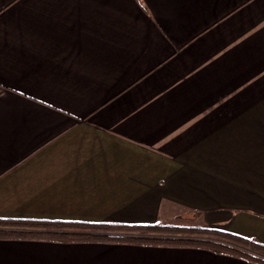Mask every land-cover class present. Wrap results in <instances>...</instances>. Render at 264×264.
I'll return each instance as SVG.
<instances>
[{
    "label": "crops",
    "instance_id": "crops-1",
    "mask_svg": "<svg viewBox=\"0 0 264 264\" xmlns=\"http://www.w3.org/2000/svg\"><path fill=\"white\" fill-rule=\"evenodd\" d=\"M262 124L264 0H0V231L176 225L150 204L101 216L102 199H169L264 244V163L239 157ZM0 264L256 263L0 238Z\"/></svg>",
    "mask_w": 264,
    "mask_h": 264
},
{
    "label": "trees",
    "instance_id": "trees-1",
    "mask_svg": "<svg viewBox=\"0 0 264 264\" xmlns=\"http://www.w3.org/2000/svg\"><path fill=\"white\" fill-rule=\"evenodd\" d=\"M29 231H0V238L59 243L121 244L197 248L264 264V244L234 233L198 226L153 224L37 222ZM31 229V230H30ZM46 230V231H44ZM249 250V251H248Z\"/></svg>",
    "mask_w": 264,
    "mask_h": 264
},
{
    "label": "rangeland",
    "instance_id": "rangeland-1",
    "mask_svg": "<svg viewBox=\"0 0 264 264\" xmlns=\"http://www.w3.org/2000/svg\"><path fill=\"white\" fill-rule=\"evenodd\" d=\"M247 132H250L251 136H254V139L252 138V140L257 141L247 142L248 139H246L245 146L242 150H240L241 154L239 157L245 156V162L248 163L247 165L249 167L264 163V145H257L258 139L264 140V124L251 125V127L247 129ZM256 147L261 149H257ZM201 163H204V161H201ZM244 174L245 172L242 170L241 176L243 177ZM235 186L240 185L236 183ZM249 186L251 185H246V187ZM262 198H264V196ZM244 199L258 198L251 195L249 197H245ZM146 205H149V208L152 210L154 207L156 208L155 213L158 214V218L161 221L171 222L176 224V226H198L210 228V226H207L206 224L212 221V215L214 214L209 213V211L205 209L194 210L188 208L182 203L173 200L170 201L169 199H102L101 216L105 218V216L112 215L111 218L113 219L115 217L120 218L121 216L131 215L134 211L139 213L140 211L136 207L142 206L140 208H144ZM200 206L202 205H199V207ZM107 209H111L113 212H109ZM231 211H233L232 214L235 218L241 213H245L243 210L239 209ZM246 213L254 215V213L249 210H247Z\"/></svg>",
    "mask_w": 264,
    "mask_h": 264
}]
</instances>
